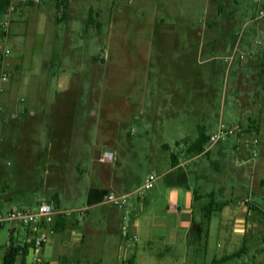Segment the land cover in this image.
I'll return each instance as SVG.
<instances>
[{"label": "rangeland", "instance_id": "rangeland-1", "mask_svg": "<svg viewBox=\"0 0 264 264\" xmlns=\"http://www.w3.org/2000/svg\"><path fill=\"white\" fill-rule=\"evenodd\" d=\"M58 2L0 0V37L3 22L10 20V55L4 65L0 63V72L9 75L0 93V124L9 126L15 108L29 105L36 82L41 89L47 77H56L63 69L79 83L81 108H96L97 116H90L92 125L95 120L99 123L98 109L112 98L121 103L127 94H142L149 115H157L158 110L159 119L173 118L164 128L153 127L150 132L155 141L176 140L170 155L181 170L197 166L206 177L199 193L213 189L220 204L250 212L239 215L246 224L242 238L234 248L224 250L243 254L239 261L232 258L226 264H264V0H69L57 9ZM50 60L49 71H40L42 63ZM88 86H93L95 97ZM76 94L70 91L63 101ZM89 96L96 102L94 107L87 101ZM68 110L69 105L60 108L61 121ZM221 124L233 133L209 144V136ZM200 130L207 137L203 152H189ZM135 131L137 138L142 131ZM9 133L7 128L4 141L10 140ZM125 133L123 128L124 139ZM214 147L223 159L210 157ZM143 150L133 142L128 154L133 162L131 181L136 185L166 169L156 158L145 159ZM160 153L171 161L168 151L162 148ZM0 161L6 167L14 164L9 155ZM74 197L67 207L85 203L81 195ZM195 216L198 225L197 209ZM11 225L18 226L6 223L0 232V255ZM139 245H145L143 238ZM191 247L198 251L195 256L189 252L185 264H208L213 255H220L212 239L206 252L203 238ZM151 251L157 260L162 249L154 245ZM97 255L88 253L90 264ZM65 256L61 264H74L72 257Z\"/></svg>", "mask_w": 264, "mask_h": 264}, {"label": "crops", "instance_id": "crops-1", "mask_svg": "<svg viewBox=\"0 0 264 264\" xmlns=\"http://www.w3.org/2000/svg\"><path fill=\"white\" fill-rule=\"evenodd\" d=\"M52 64L51 60L43 62L40 71H49ZM44 82L41 89L36 82L28 106L15 108L9 119L13 122L9 126H6L7 122L0 124L3 137L0 140V159L6 155L14 159V164L8 163L7 167L0 161V213L13 208L34 209L45 201L52 202L59 211H73L74 215L56 218L59 219L48 232V241L40 253L31 248L27 232L15 225L9 226V239L0 255V264L9 245L20 248L15 264L18 261L20 264H61L65 255L72 257L74 264H90L87 255L95 251L98 255L94 264H162L164 261L185 264L189 252L195 256L198 251L191 245L199 243L202 238L205 252L212 239L215 252L220 254L213 255L208 264L234 253H224V250L231 245L234 248L242 238L246 224L239 215L244 211L249 216L250 212L228 203L220 204L213 189L199 193L198 188L202 187L206 177L199 173L197 166L181 170L177 160L175 166L166 161L160 149L168 151L170 157L176 140L171 143L167 138H158L155 141L157 139L150 131L153 127L164 128L173 118L159 119L158 110L157 115H149L143 107V95L136 92L127 94L121 103L112 98L103 104L98 109L99 123L95 120L92 125V118L97 116L96 108L89 111L81 108L80 86L69 72L63 69L60 75L47 77ZM87 89L89 94L92 89L95 97L93 86ZM72 90L77 96H68L63 101L62 97ZM91 98L87 97V101L94 107L96 102L92 103ZM67 105V112H71H65L64 115H68L63 122L60 108ZM190 110L188 107V112ZM68 120L71 124L66 126ZM7 128L10 140L4 141ZM123 128L126 139L122 134ZM200 128L204 130L202 126ZM136 129L142 131L137 138ZM133 142L144 148L142 154L145 159L151 162L156 158L166 168L161 175L151 173L156 175V179L142 199L137 198V193L144 182L136 185L131 181L133 162L128 154ZM105 153H111L112 158L105 159ZM210 157L220 160L224 155L214 147ZM160 179L165 180V185L160 183ZM90 190L105 191L124 201L113 206L94 192L88 204ZM208 193L213 194L219 211L209 221H204L202 209L210 201ZM80 195L85 203L67 207L68 201ZM196 209L200 212L199 226ZM125 224H128V231L138 238L132 247L123 245L122 228ZM140 238L144 239L143 247L139 245ZM154 245L162 249L157 260L151 251ZM30 253H33L32 259Z\"/></svg>", "mask_w": 264, "mask_h": 264}, {"label": "built area", "instance_id": "built-area-1", "mask_svg": "<svg viewBox=\"0 0 264 264\" xmlns=\"http://www.w3.org/2000/svg\"><path fill=\"white\" fill-rule=\"evenodd\" d=\"M262 15L263 12H260ZM3 34L0 37V63L4 65L5 60L10 55V50L7 47L8 34L7 31L10 27V20H5L2 24ZM9 81L7 72H0V93L3 92L4 86ZM233 130L221 124L214 134L208 138L209 144H215L221 139L232 134ZM111 153H105V159L110 160ZM156 179L155 174L149 175L137 193V198L142 199L144 194L151 188ZM104 201L113 206H119L123 203V199L117 198L112 194H107ZM74 215L73 211H59L56 209L52 202H41L34 209L31 208H13L6 213H0V229L6 223H16L21 229L28 233L29 244L31 248L40 253L48 241V232L52 231L53 224L57 217L70 218ZM122 240L125 247H132L138 241L136 235L128 231V224L122 228Z\"/></svg>", "mask_w": 264, "mask_h": 264}, {"label": "trees", "instance_id": "trees-1", "mask_svg": "<svg viewBox=\"0 0 264 264\" xmlns=\"http://www.w3.org/2000/svg\"><path fill=\"white\" fill-rule=\"evenodd\" d=\"M69 0H61V2L65 3ZM61 2H58L56 4V8L58 9L59 8V4ZM88 23H89V20H88ZM207 141V137L205 136V133L203 131H199L198 132V137L197 139L193 142V144L188 148V151L189 152H196L198 154H200L201 152H203V146L204 144L206 143ZM170 159H171V164L175 166V163H176V159L173 155H170ZM94 192H97L100 196V199H103L105 196H106V192L105 191H94V190H90L89 191V195H88V204L91 203V194H93ZM213 194H209V198H210V201L208 202V204L202 209V212H203V219L204 221H209L211 216L219 211L217 210L219 204H217L214 200H213ZM264 216V213L261 212ZM59 219V218H58ZM56 219V220H58ZM19 249L20 248H17V247H14L12 245H9L7 247V249L5 250V253L3 255V258H2V262L1 264H15L16 263V258L19 254ZM243 253V252H242ZM240 251L239 252H234L230 255H227V256H224L222 257L221 259L219 260H213L212 261V264H221V263H225L227 261H229L230 259L232 258H237L239 257L241 254H242Z\"/></svg>", "mask_w": 264, "mask_h": 264}]
</instances>
